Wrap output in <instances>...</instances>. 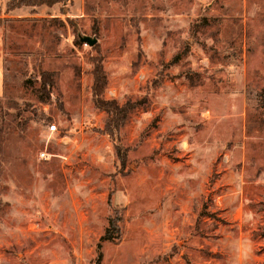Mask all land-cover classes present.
<instances>
[{
    "label": "rangeland",
    "instance_id": "374dc122",
    "mask_svg": "<svg viewBox=\"0 0 264 264\" xmlns=\"http://www.w3.org/2000/svg\"><path fill=\"white\" fill-rule=\"evenodd\" d=\"M25 8L0 7V264H264V0ZM96 75L136 102L123 165Z\"/></svg>",
    "mask_w": 264,
    "mask_h": 264
},
{
    "label": "trees",
    "instance_id": "16d2710c",
    "mask_svg": "<svg viewBox=\"0 0 264 264\" xmlns=\"http://www.w3.org/2000/svg\"><path fill=\"white\" fill-rule=\"evenodd\" d=\"M59 0H10L6 3V11L13 10L15 8L21 6H36L42 3H46L47 5L53 4ZM80 40V39H79ZM96 79L93 86V104L96 109L103 111L106 114V118L104 120L103 127L99 130L101 134H105L109 137L112 142V146L116 153L117 158L120 163L123 165L126 160V151L121 143V129L126 124L130 112L135 107V103L131 101H126L124 104H119L115 99H106L104 98V89L105 83L104 76L96 75ZM41 83L44 89H49L51 86V79L47 73L41 74ZM104 88L102 90V86ZM111 202V200H110ZM118 225L114 222V219H110L108 222V226L105 228L104 233L101 235L99 242L97 244V258L101 257V253L99 251L101 246V241L103 240H114L118 237Z\"/></svg>",
    "mask_w": 264,
    "mask_h": 264
},
{
    "label": "crops",
    "instance_id": "0c3cea01",
    "mask_svg": "<svg viewBox=\"0 0 264 264\" xmlns=\"http://www.w3.org/2000/svg\"><path fill=\"white\" fill-rule=\"evenodd\" d=\"M9 1L10 0H0V7H1V9L2 8L4 9L6 3L9 2ZM25 7L26 6H21V7L15 8L13 10H10L9 11V13H11L10 16H14L13 13H15L17 15L20 14V13H23L25 11V9H26ZM1 82H2V71L0 69V91H1Z\"/></svg>",
    "mask_w": 264,
    "mask_h": 264
},
{
    "label": "water",
    "instance_id": "95a60500",
    "mask_svg": "<svg viewBox=\"0 0 264 264\" xmlns=\"http://www.w3.org/2000/svg\"><path fill=\"white\" fill-rule=\"evenodd\" d=\"M81 42L87 43L90 46H93L97 42V38L91 36H79Z\"/></svg>",
    "mask_w": 264,
    "mask_h": 264
},
{
    "label": "built area",
    "instance_id": "2783aa9c",
    "mask_svg": "<svg viewBox=\"0 0 264 264\" xmlns=\"http://www.w3.org/2000/svg\"><path fill=\"white\" fill-rule=\"evenodd\" d=\"M55 128H56V126L54 124L50 125V130L51 131H54ZM41 155L44 156V153L42 152Z\"/></svg>",
    "mask_w": 264,
    "mask_h": 264
}]
</instances>
